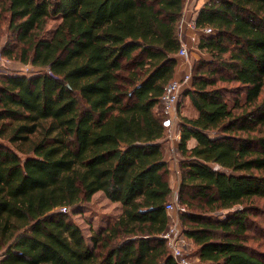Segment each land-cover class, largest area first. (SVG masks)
Listing matches in <instances>:
<instances>
[{
  "label": "trees",
  "instance_id": "1",
  "mask_svg": "<svg viewBox=\"0 0 264 264\" xmlns=\"http://www.w3.org/2000/svg\"><path fill=\"white\" fill-rule=\"evenodd\" d=\"M185 1L0 0L2 56L49 71L0 75V264H175L160 110ZM195 25L212 33L182 95L197 117L178 122L183 233L195 264H264L246 243L262 231L264 0H208ZM97 192L120 211L87 238L70 215Z\"/></svg>",
  "mask_w": 264,
  "mask_h": 264
},
{
  "label": "built area",
  "instance_id": "2",
  "mask_svg": "<svg viewBox=\"0 0 264 264\" xmlns=\"http://www.w3.org/2000/svg\"><path fill=\"white\" fill-rule=\"evenodd\" d=\"M207 1L208 0H204V4ZM185 4L177 30L179 49L177 51L176 58L177 61L182 60V62L187 63L188 71L181 77H174V79L164 87L161 97V126L164 129L165 139L174 144V146L178 143L180 138L178 130L180 116L177 111V106L184 91L188 89L191 84L192 63L189 60L188 52L189 50L196 51L199 56H202L197 49L199 38L202 35L212 33V30L209 27L199 28L195 25V20L199 10L195 8L192 10L189 9L186 1ZM41 71L49 73L47 68L34 69L30 66L13 68L12 65H10V60L7 58L5 59L0 52V75L15 74L30 76L40 74ZM176 160L177 158H174L173 161L175 162ZM177 192L178 189L173 191L171 188L169 200L165 206L169 225L166 232L161 235V238L166 241L167 250L175 264H195V260L194 262L191 261L189 256L190 249L193 246V241L183 233L179 219V215L186 212V208L178 202ZM60 210L65 212L66 208H61Z\"/></svg>",
  "mask_w": 264,
  "mask_h": 264
},
{
  "label": "rangeland",
  "instance_id": "3",
  "mask_svg": "<svg viewBox=\"0 0 264 264\" xmlns=\"http://www.w3.org/2000/svg\"><path fill=\"white\" fill-rule=\"evenodd\" d=\"M50 26H52V24H50ZM0 35V52H2L8 41L10 42L5 22L0 25ZM188 57L191 63H193L195 61V58H205L206 56L203 54L202 56H199L196 51L189 50ZM10 65H12L13 68L28 66L22 65L15 60H10ZM226 86H233V84H226ZM183 98L184 97L180 98L181 103L183 102ZM256 204L258 207V215L254 218V220L260 226L259 228H262V231L260 229L256 232L250 230L249 240L246 243L248 246L264 253V201L257 200ZM80 205V207L75 208V212L80 210L81 213H74L70 216L73 221L82 229L84 236L87 238L90 237L92 230H96L99 226H103L108 223L111 219L115 218V215L119 213L117 211L120 210V205L118 203H109L99 194L93 196L89 202H84ZM219 218L222 219V216H219L218 219ZM195 250L196 247L195 245H193L190 249L189 255L191 261L193 262L195 260Z\"/></svg>",
  "mask_w": 264,
  "mask_h": 264
},
{
  "label": "crops",
  "instance_id": "4",
  "mask_svg": "<svg viewBox=\"0 0 264 264\" xmlns=\"http://www.w3.org/2000/svg\"><path fill=\"white\" fill-rule=\"evenodd\" d=\"M186 3H187V7L189 9L192 10L193 8H195V9L199 10L204 4V0H186ZM187 71H188L187 63L182 62V60H178L176 68H175V78L181 77ZM182 101L183 102L181 103V99H180L178 106H177V111H178L180 118H183V117L184 118H190V119L196 118L197 112L191 106L189 99L187 97H184ZM177 144L178 143H176V145L174 146V144H172L167 139H164V141L162 143L163 161L167 163L168 170H169L168 182H169V185L173 191L178 189V183H179V178H180L179 167H178L180 155L177 152ZM194 145H196V142L193 139L188 142V147H193ZM174 158H177L178 161L176 160L174 162L173 161ZM97 194H99L102 198H104L106 201H108L101 192H97L93 196H95ZM92 197H91V199H92ZM117 208H118V206H117ZM119 211L120 210H118L117 212H119ZM117 215H115V217Z\"/></svg>",
  "mask_w": 264,
  "mask_h": 264
}]
</instances>
